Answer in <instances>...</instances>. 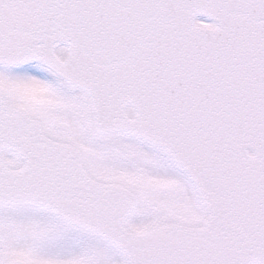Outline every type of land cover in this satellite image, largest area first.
<instances>
[{
	"label": "snow or ice",
	"instance_id": "obj_1",
	"mask_svg": "<svg viewBox=\"0 0 264 264\" xmlns=\"http://www.w3.org/2000/svg\"><path fill=\"white\" fill-rule=\"evenodd\" d=\"M0 264H264V0H0Z\"/></svg>",
	"mask_w": 264,
	"mask_h": 264
}]
</instances>
